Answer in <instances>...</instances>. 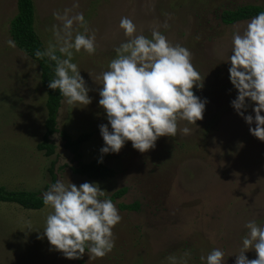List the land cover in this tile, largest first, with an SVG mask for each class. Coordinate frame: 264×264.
<instances>
[{
	"label": "rangeland",
	"instance_id": "rangeland-1",
	"mask_svg": "<svg viewBox=\"0 0 264 264\" xmlns=\"http://www.w3.org/2000/svg\"><path fill=\"white\" fill-rule=\"evenodd\" d=\"M32 1L34 29L44 49L55 43L53 25L61 23L53 17L56 11L82 12L96 36L94 54L82 50L73 56L91 103L73 106L63 98L57 116L58 129L71 138L91 134L80 145V161L102 155L98 126L107 120L98 103V77L116 57L115 48L129 39L119 27L121 17L133 20L136 34L151 38L159 30L171 44L186 47L202 85L193 92L208 102L202 120L196 125L178 121L177 135L159 137L154 149L141 153L128 141L119 153L103 154L104 163L114 170L112 177L75 174L76 160L63 147L59 132L51 137L52 155L37 149L45 132L46 93L37 63L7 43L17 0H0V186L41 196L57 180L77 186L97 182L106 191L101 199L126 189L112 200L122 217L113 228L115 247L98 258H90L87 250L80 259L50 250L47 238H41L50 206L27 209L0 202V264H172L169 257L176 264H206L201 256L215 248L224 252V264H235L248 231L244 225L255 220L264 226V141L250 134L231 106L237 95L228 72L232 37L237 30L242 34L251 18L224 24L220 16L223 10L247 4L264 9V0ZM75 30L83 32L74 24ZM252 108L250 103L245 115H254ZM185 126L190 128L187 135L180 131ZM133 203L138 209L119 207ZM245 255L257 258L254 249Z\"/></svg>",
	"mask_w": 264,
	"mask_h": 264
},
{
	"label": "clouds",
	"instance_id": "clouds-1",
	"mask_svg": "<svg viewBox=\"0 0 264 264\" xmlns=\"http://www.w3.org/2000/svg\"><path fill=\"white\" fill-rule=\"evenodd\" d=\"M78 6V2L73 5ZM70 12L71 9H65L63 14L53 12L61 22L53 25L55 43L36 50L35 56L55 62L50 89H58L69 105H88L90 89L73 56L82 50L94 54L96 36L87 27L82 12ZM74 24L83 32L75 30L74 34ZM119 27L129 39L115 48L116 57L98 77L102 85L98 103L107 120L98 126L104 141L98 163L103 162V154L119 153L128 141L141 153L154 149L159 137L177 135L178 121L196 125L202 120L208 102L193 92L194 86L202 85L186 47L171 44L159 30H153L151 38L136 34L137 26L128 17H121ZM7 43L15 47V41L9 39ZM228 62L229 80L237 91L231 106L249 125L250 134L264 141V11L249 20L242 34L239 30L233 33ZM250 103L254 115H245ZM180 131L187 135L190 128L185 126ZM105 192L97 182L77 186L57 180L41 194L44 205L52 208L41 236L47 238L50 250L68 259H80L86 250L90 258L104 257L113 250V228L122 217L110 198L101 199ZM244 227L248 231L240 254L235 255V264H264V226L249 220ZM249 249L255 250L256 259L247 258ZM223 258L224 252L215 248L200 259L206 264H224ZM169 260L176 264L175 257Z\"/></svg>",
	"mask_w": 264,
	"mask_h": 264
},
{
	"label": "trees",
	"instance_id": "trees-1",
	"mask_svg": "<svg viewBox=\"0 0 264 264\" xmlns=\"http://www.w3.org/2000/svg\"><path fill=\"white\" fill-rule=\"evenodd\" d=\"M261 11H264L262 6L247 4L231 10H223L220 18L224 24H233L252 18ZM9 33L11 39L15 41V45L37 63L40 83L46 93L45 132L42 136V141L37 144V149L43 150L47 156L52 155L55 147L51 137L59 132L63 147L72 153L76 160V164L72 167L73 173L90 179L112 177L114 170L104 163V159L102 163L97 162L100 158L89 162L79 160L81 156L80 145L90 138V133H82L73 139L65 130H59L57 127V116L63 97H61L58 89L52 90L48 87L50 80L54 76L53 68L55 62L50 61L47 57L37 58L35 56L36 50H44V48L34 29V6L32 0H17V11L10 20ZM57 54L59 55V53ZM125 191V188L119 189L108 198L114 200L122 196ZM0 202H13L27 209H40L44 206L38 193L25 190H8L4 186H0ZM138 206V203L119 205L121 209L134 210L138 209Z\"/></svg>",
	"mask_w": 264,
	"mask_h": 264
}]
</instances>
